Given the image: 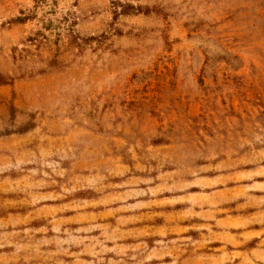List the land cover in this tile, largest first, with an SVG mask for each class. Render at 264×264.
<instances>
[{
  "label": "rangeland",
  "instance_id": "rangeland-1",
  "mask_svg": "<svg viewBox=\"0 0 264 264\" xmlns=\"http://www.w3.org/2000/svg\"><path fill=\"white\" fill-rule=\"evenodd\" d=\"M0 264H264V0H0Z\"/></svg>",
  "mask_w": 264,
  "mask_h": 264
}]
</instances>
